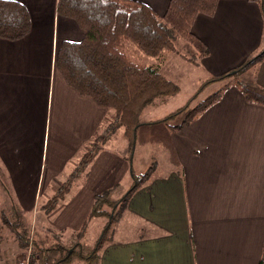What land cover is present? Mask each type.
Returning <instances> with one entry per match:
<instances>
[{
	"label": "crops",
	"instance_id": "1",
	"mask_svg": "<svg viewBox=\"0 0 264 264\" xmlns=\"http://www.w3.org/2000/svg\"><path fill=\"white\" fill-rule=\"evenodd\" d=\"M15 1L27 7L32 27L22 40L0 39V165L35 231L75 239L95 195L114 194L129 173L133 178L130 145L119 146L125 137L120 128L55 212L41 208L117 117L80 96L56 67L61 44L85 35L77 22L58 15V0ZM135 1L163 18L171 0ZM193 33L209 51L198 66L220 76L262 49L264 19L251 0H221L214 17L197 18ZM253 74L264 88V62ZM233 87L196 122L181 131L169 128L163 158L170 168L153 171L134 194L100 264H264V107ZM1 199L3 205L0 189Z\"/></svg>",
	"mask_w": 264,
	"mask_h": 264
},
{
	"label": "trees",
	"instance_id": "2",
	"mask_svg": "<svg viewBox=\"0 0 264 264\" xmlns=\"http://www.w3.org/2000/svg\"><path fill=\"white\" fill-rule=\"evenodd\" d=\"M221 0H171L163 18L149 6L135 0H58L59 16L77 22L84 31L81 42L65 41L56 54V67L68 85L80 96L91 98L96 104L116 111V122L105 135L91 143L82 157L79 168L72 178L62 185L43 207L51 211L63 201L74 183L88 168L120 128L129 141L130 153L137 145V137L143 114L158 99L175 97L179 86L167 79L157 67L142 64L128 53L130 43L144 55L159 58L164 54L178 52L174 36L178 35L197 50L187 61L200 65L209 55L205 44L193 33L197 18L201 15L214 17ZM259 6L264 19V0H251ZM32 27L27 7L15 0H0V39L19 41L29 35ZM264 62V46L239 67L213 76L204 85L220 83L230 79L220 91L215 92L189 112L182 124L169 125L186 107L175 111L156 123H164L176 132L181 131L219 103L224 92L235 85L248 103L264 107V88L255 79L246 83L241 75ZM233 78V79H231ZM152 124H154L152 122ZM155 166L143 175L133 173L131 189L120 199L112 190L99 192L87 221L77 234L79 241L65 244L59 235L50 230L40 233L27 223L22 209L10 196L8 178L0 165V189L6 197L0 209V264H100L104 247L113 240V226L120 219L134 194L151 179ZM10 196V197H8ZM53 203V204H52ZM106 221L102 233L89 245L82 241L93 219ZM263 264V262L261 263Z\"/></svg>",
	"mask_w": 264,
	"mask_h": 264
},
{
	"label": "rangeland",
	"instance_id": "3",
	"mask_svg": "<svg viewBox=\"0 0 264 264\" xmlns=\"http://www.w3.org/2000/svg\"><path fill=\"white\" fill-rule=\"evenodd\" d=\"M174 42L176 44L178 52L174 54H164L159 58H153L144 55L139 49H137L130 43L126 45L128 53L132 56L133 59L142 64L157 67L167 79L176 83L180 88V93L177 96L166 99H158L143 114L142 121L144 123H147L145 126H143V128H141L140 134L137 137L138 144L135 145L133 152L129 153L127 157L130 171H132L134 167L135 174L139 176L147 173L152 168V165L155 166V174H162L170 168V162L163 158V153L167 152L166 148L164 147V142H167V139L164 137V135L169 132V127L167 124H165V122L161 124L156 122L167 118L174 111H178L179 109L186 107V110L182 114H179L174 122H167L169 125L182 124L190 111L195 109L200 103L204 102L215 92L220 91L223 85H225L230 80L227 79L226 81L220 83H211L208 85H204L208 81V77H211L210 73L182 57L185 56L189 59H192L197 55V50L190 44L185 42L178 35L174 36ZM253 76L254 79H256L255 75L253 74V70H251L242 74L240 79L242 81H245L246 83H249L253 81ZM231 86L232 88H235L233 87L235 85L231 84ZM229 98L235 99V97H230V95ZM228 102L230 104L231 99ZM152 122L154 124H152ZM148 124L154 126H148ZM122 130L124 129L122 128ZM111 136H114V134ZM119 140V146L123 145L122 142H125V140L127 144L129 143V141L125 137H121ZM150 146H152L153 149H150ZM168 157L169 161H171L170 156ZM72 175L73 174L71 173L69 178L64 183L71 179ZM133 183V178L129 173L127 175V178L122 180V188L114 192L115 198H122L131 189ZM11 191L10 196H12L13 200H15L16 195L12 186ZM68 194L70 195L72 193ZM68 194L64 195V198H66ZM72 196H75V194H73ZM44 197H46V195H44ZM64 201L65 199L63 201H60L61 204ZM2 202L3 200L1 199L0 209L2 207ZM44 202L45 201L43 200V198H41L40 203L43 204ZM61 204L59 203L58 205L60 206ZM44 206H41V208L43 209ZM55 209L56 207L51 210V213L55 212ZM25 215L27 217L29 215L28 218H30V220L33 217V214H31V212H28V214ZM105 224V220H93L91 225L89 223V227H91L90 231L88 232V227L87 234L85 238L82 239V241L86 242L89 245H92L102 233ZM37 229L41 231L39 228ZM74 236L75 235L72 236L71 234L64 235L63 242L71 246L75 242L79 241L77 240V238H72Z\"/></svg>",
	"mask_w": 264,
	"mask_h": 264
}]
</instances>
